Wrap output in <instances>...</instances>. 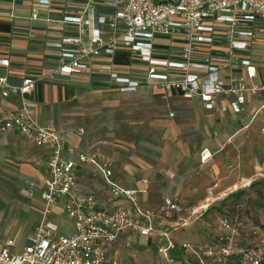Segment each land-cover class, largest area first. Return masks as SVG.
I'll return each mask as SVG.
<instances>
[{
  "label": "built area",
  "instance_id": "built-area-1",
  "mask_svg": "<svg viewBox=\"0 0 264 264\" xmlns=\"http://www.w3.org/2000/svg\"><path fill=\"white\" fill-rule=\"evenodd\" d=\"M48 4L49 0H39ZM113 11L96 15L98 25H89L81 16L64 15V22L78 26V34L48 40L45 45L55 48L60 63L49 71L53 75H67L89 69L95 56L111 55L118 43L138 52L147 64L143 77L120 73L111 64L100 69L109 72L120 91H135L142 84L159 85L165 91H179L185 98L199 97L205 107H214L219 97L223 113L240 114L248 94L264 93V83L254 81L255 66L249 58L237 59L235 51L246 50L258 31L264 32V0H109ZM32 17H36L33 11ZM107 24L102 29V24ZM120 28L116 31V28ZM158 35H180L184 45L175 59L156 57L153 49ZM225 44L223 49L230 63H238L244 74L223 77L222 61H211L203 46ZM202 45V47H201ZM0 58L1 67L8 66ZM44 76H25L19 82L10 81L0 70V95H17L21 99L18 109L0 112V132L18 131L23 139L46 152L44 160V188L40 192L44 203L34 235L20 253L11 251L14 240L4 239L0 245V264H107L110 246L121 236L138 233L157 235V250L168 257L171 250L180 247L192 255L198 264H261L264 259V233L252 225L250 245L236 244L240 230L236 220L222 215L218 219L219 232L210 244L176 241L172 232L189 226L207 210L204 202L190 206L187 214L176 196H164L154 206L143 205L137 189L121 185L113 178L109 164L96 153L76 149L68 142L65 131L53 124H40L34 117L36 101L32 94ZM258 111L264 114V99ZM257 111V112H258ZM264 133V124L262 127ZM201 159H205L202 156ZM97 168L107 185L112 200H122L115 206H102L92 193L73 192L78 182L80 165ZM62 202L61 213L74 221L71 235H56L58 224L52 217ZM210 260V261H209Z\"/></svg>",
  "mask_w": 264,
  "mask_h": 264
},
{
  "label": "crops",
  "instance_id": "crops-1",
  "mask_svg": "<svg viewBox=\"0 0 264 264\" xmlns=\"http://www.w3.org/2000/svg\"><path fill=\"white\" fill-rule=\"evenodd\" d=\"M38 1L0 0V58H6L9 61L8 66L1 67L0 70L7 74L12 82H19L25 76H44L43 79L38 81L32 94L33 99L36 101V106L33 109L35 119L41 124H53L58 127L60 125L66 126L69 128L65 129L68 142L76 149H96L100 153V150L104 147L98 137L96 138L95 135L88 137L83 128H79L81 131H75V127H73L74 120L71 117L75 114V106L71 104L82 99L85 94L99 90L119 91L124 94L133 92L120 91L118 85L110 78L109 72L100 69L101 64L109 63L120 73L139 77L146 74L147 64L138 52L118 41L111 55L101 54L90 59L89 69L86 71L47 76L50 70L59 65L60 57L58 51L55 48L46 46L45 42L59 39L65 35L76 37L78 34V26L72 22H64L63 16L67 14L81 16L83 20L88 21L89 25L94 26L98 25L96 15L112 12L113 6L109 0H49L48 4H41ZM33 11L36 12V17H32ZM101 28L106 29L107 24H102ZM119 29V27L116 28V31H119ZM261 35H264V32L260 30L257 32L255 40ZM254 41L248 45L246 50L235 51L234 57L237 59L249 58L256 70V76L253 80L264 83L257 65L258 62H256L254 56L256 53H253ZM154 43V55L164 59L178 57L184 45L180 35H158L154 39ZM204 48H207V56L211 61L225 63L221 72L223 77L245 73L244 67L240 64L228 61L223 51L225 49L224 43L203 46L202 49ZM151 87H155V89ZM138 89H148L166 102L173 100V103L181 104L183 110L186 111L185 114H191L195 118L196 122L191 128L193 133H200L197 141H189L190 150H187V154L184 150V155L189 156L174 153V148L162 147L158 150L160 156L156 158L158 162L157 169L150 168V163H144L141 168H143L145 174L140 179L132 180L129 186L125 185L137 189H146L144 194L139 193L138 195V199L143 205L154 206L164 196H177L184 204L193 205L196 204L195 202H200L201 197L207 194V187H210L213 181L217 182L218 187L220 186L222 189L228 188L225 191L228 194L232 193L239 183L248 181L235 169L236 167L224 170L221 161L224 154H229L233 147L237 150L239 146L244 144V140L230 133L223 136L219 132V134L216 133L219 137L215 138L208 137V134L214 119H218L215 128L223 132L228 130L230 120L241 117L250 106L255 104L259 108L264 99L263 92L254 95L248 94L243 112L233 114L231 112H221L220 105L224 102V97H219L214 107L208 109L199 97L185 98L179 91H165L159 85L142 84ZM20 105L21 99L19 96L12 95L5 98L0 95V112L8 109H18ZM173 113L172 110L168 111V116H174ZM262 116V123L264 124L263 113ZM246 127H248L247 124L242 128ZM180 144L186 145L184 139H181ZM223 146L226 149L221 154L216 155L217 151H222ZM208 153L211 156L208 157ZM202 156H205L204 160L201 159ZM45 157L46 152L44 149L26 142L18 131L0 132L1 167L13 172L20 182L26 184L27 193L36 192L39 198H41L40 192L45 184ZM102 158L100 159L103 160ZM235 161L237 160H233V162ZM208 166L214 168V173H207ZM93 168L95 167L90 164L79 166L78 182L74 186L73 192L77 194L92 193L100 205L112 206V199L109 196L106 184L100 182L93 186L84 181L85 173H93ZM194 168L197 171L192 172ZM221 169L226 174L220 177L218 174ZM130 170L128 169L129 172ZM116 176L115 171H113V178L116 179ZM128 177H131V175L129 174ZM61 208L62 202H59L56 208L57 213L62 214ZM193 230L191 228L177 229L172 232V235L176 241H190L189 239L197 240L204 237L200 233L196 234ZM125 236L127 238L134 237L142 241L143 245L152 246L155 244L157 248V235L155 234L143 236L133 232ZM2 241L0 239V242ZM112 245L108 252L113 247ZM183 252L180 247L176 246L175 249L171 250V255L179 256ZM106 263L109 264L108 254Z\"/></svg>",
  "mask_w": 264,
  "mask_h": 264
},
{
  "label": "rangeland",
  "instance_id": "rangeland-1",
  "mask_svg": "<svg viewBox=\"0 0 264 264\" xmlns=\"http://www.w3.org/2000/svg\"><path fill=\"white\" fill-rule=\"evenodd\" d=\"M254 43L253 53H256L254 56L264 79V35L258 37ZM71 105L75 106V114L71 115L75 131L83 128L88 137H98L104 147L100 150L101 154L96 149L87 151L99 154V158L104 157L102 159L118 176L116 182L124 186H129L132 180L140 179L145 174L141 168L144 163H150V168L157 169L156 158L160 156L158 150L162 147L174 148V153L184 155V150L186 154L190 150L189 141H197V137H200V133H193L191 129L196 122L195 118L191 114H185L181 104L173 103V100L166 102L148 89H137L130 94L99 90L85 94ZM257 108L254 104L241 117L230 120L228 130L223 132L215 128L218 119L212 121L208 137H219L216 133L220 132L223 136L230 133L244 140V144L237 150L233 147L229 154H224L221 161L224 170L236 167L248 181L239 183L229 194L225 192L228 188L218 187L215 181L207 187V194L201 197L200 202L193 204L198 205L206 199L207 210L189 226L178 228H191L196 234L200 233L205 237L189 239L190 242H213L219 232L218 219L222 215L238 223L240 233L236 237V244L239 246L253 243V237L246 234L252 225L264 233V133L262 113L258 112L254 116ZM170 110L174 112L172 117L168 116ZM246 124L248 127L242 128ZM59 127L67 136L65 129L69 128L61 125ZM181 139H184L185 146L180 144ZM225 149L223 146L222 151H217L216 155ZM93 169V173H85L84 181L93 186L100 182L106 184L101 172L97 168ZM128 169H131L130 172ZM223 169L218 174L220 177L226 174ZM207 170V173H214L211 166ZM195 171L196 168L192 169V172ZM129 174L131 177H128ZM27 191L26 184L20 182L13 172L3 169L0 164V239L13 238L14 243L10 249L15 253L22 252L25 244L34 235L44 205L36 192L29 194ZM236 193L237 196H234ZM111 202L115 206L121 204L122 200ZM181 205L184 208L182 215H186L187 209L193 206L183 202ZM52 219L58 224L54 234L71 235L74 232V221L65 213H57ZM125 235L118 238L107 253L109 264H198L186 252L179 256L164 257L154 243L152 246L143 245L142 241L134 237L127 238Z\"/></svg>",
  "mask_w": 264,
  "mask_h": 264
},
{
  "label": "trees",
  "instance_id": "trees-1",
  "mask_svg": "<svg viewBox=\"0 0 264 264\" xmlns=\"http://www.w3.org/2000/svg\"><path fill=\"white\" fill-rule=\"evenodd\" d=\"M234 196H237V193H236V195H234ZM254 226H255V225H254ZM256 227H257V226H256ZM259 229H260V228H259ZM260 230H261V229H260ZM262 263H264V259L262 260L261 264H262Z\"/></svg>",
  "mask_w": 264,
  "mask_h": 264
},
{
  "label": "bare ground",
  "instance_id": "bare-ground-1",
  "mask_svg": "<svg viewBox=\"0 0 264 264\" xmlns=\"http://www.w3.org/2000/svg\"><path fill=\"white\" fill-rule=\"evenodd\" d=\"M207 156H209V153L207 154Z\"/></svg>",
  "mask_w": 264,
  "mask_h": 264
}]
</instances>
